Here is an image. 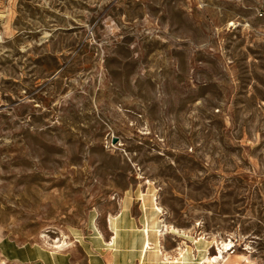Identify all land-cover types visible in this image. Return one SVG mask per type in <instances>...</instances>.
Masks as SVG:
<instances>
[{"label":"rangeland","instance_id":"374dc122","mask_svg":"<svg viewBox=\"0 0 264 264\" xmlns=\"http://www.w3.org/2000/svg\"><path fill=\"white\" fill-rule=\"evenodd\" d=\"M260 11L0 0V247L116 223L170 264H264Z\"/></svg>","mask_w":264,"mask_h":264},{"label":"crops","instance_id":"0c3cea01","mask_svg":"<svg viewBox=\"0 0 264 264\" xmlns=\"http://www.w3.org/2000/svg\"><path fill=\"white\" fill-rule=\"evenodd\" d=\"M109 230L108 235L89 237L59 251L4 241L0 253L6 264H170L163 254L148 251L150 235L118 234L123 229H118L116 223ZM131 231L137 229L126 230Z\"/></svg>","mask_w":264,"mask_h":264},{"label":"bare ground","instance_id":"6f19581e","mask_svg":"<svg viewBox=\"0 0 264 264\" xmlns=\"http://www.w3.org/2000/svg\"><path fill=\"white\" fill-rule=\"evenodd\" d=\"M0 40H2V37H0ZM43 240H45L46 241V239H50V238H48V236H42L41 237ZM49 242V241H48ZM53 243H55L56 245L54 246L56 249H61V248H63L64 246H66L67 244L65 243V241L64 242H62V241H60V240H56V241H53ZM149 246H150V244L148 243V248H149ZM230 246V244H222V247H224V248H228ZM220 249V252H219V256L218 257H215L214 259H209V261L210 262H216V261H218V260H221L222 258H223V252L221 251V247L219 248ZM233 249V246H231V248H228L227 249V251H230V250H232Z\"/></svg>","mask_w":264,"mask_h":264},{"label":"built area","instance_id":"2783aa9c","mask_svg":"<svg viewBox=\"0 0 264 264\" xmlns=\"http://www.w3.org/2000/svg\"><path fill=\"white\" fill-rule=\"evenodd\" d=\"M259 14H260L261 17H264V12L263 11H260Z\"/></svg>","mask_w":264,"mask_h":264}]
</instances>
